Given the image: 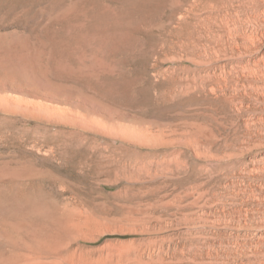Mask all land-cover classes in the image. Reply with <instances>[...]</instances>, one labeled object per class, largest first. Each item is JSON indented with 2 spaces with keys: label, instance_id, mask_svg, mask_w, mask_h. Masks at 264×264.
<instances>
[{
  "label": "rangeland",
  "instance_id": "obj_1",
  "mask_svg": "<svg viewBox=\"0 0 264 264\" xmlns=\"http://www.w3.org/2000/svg\"><path fill=\"white\" fill-rule=\"evenodd\" d=\"M0 84L4 264H264V0H0Z\"/></svg>",
  "mask_w": 264,
  "mask_h": 264
},
{
  "label": "bare ground",
  "instance_id": "obj_2",
  "mask_svg": "<svg viewBox=\"0 0 264 264\" xmlns=\"http://www.w3.org/2000/svg\"><path fill=\"white\" fill-rule=\"evenodd\" d=\"M235 26V25H234ZM236 27V26H235ZM63 71V70H62ZM1 85V84H0ZM44 95V94H43ZM50 97V96H49ZM45 100V99H44ZM17 104V103H16ZM13 105V104H12ZM27 108V107H26ZM29 109V108H28ZM103 111L102 109H98ZM105 112V111H104ZM20 174V173H19ZM22 175V174H21ZM18 176V175H17ZM12 177H13V173H12ZM10 189V188H9ZM1 190V189H0ZM6 190V188H5ZM4 192V191H3ZM15 193V192H14ZM22 193V192H21ZM2 194V192H1ZM7 194V193H5ZM25 194V193H24ZM8 195V194H7ZM14 195V194H12ZM17 195V194H16ZM6 196V195H4ZM21 196V194H20ZM24 197V196H23ZM17 198V197H14ZM37 198V197H36ZM6 200V199H5ZM8 200V199H7ZM4 201V199H3ZM13 199H11L10 202H12ZM6 202V201H5ZM4 202V203H5ZM8 203V202H7ZM5 203V204H7ZM38 203L40 202H32V201H23V200H18L15 199L14 200V206L13 207V211L14 212H38L41 213L43 212V207L40 206ZM3 204V203H2ZM11 205V204H10ZM44 205V204H43ZM8 206V204H7ZM6 207V206H5ZM4 207V208H5ZM12 208V207H11ZM48 209V208H47ZM9 210V209H8ZM49 210V209H48ZM6 211V210H5ZM47 211V210H46ZM3 212V211H2ZM4 213V212H3ZM7 214V213H6ZM11 214V213H10ZM16 214V213H15ZM18 214V213H17ZM48 214V213H47ZM3 215V214H2ZM8 215V214H7ZM23 215V214H22ZM38 215V214H37ZM36 215V216H37ZM25 216V215H24ZM30 216V215H29ZM47 216V215H46ZM49 216V215H48ZM70 216V215H69ZM11 217V216H10ZM27 217V216H26ZM35 217V216H34ZM38 217V216H37ZM68 217V215L66 216ZM1 218V217H0ZM4 218H5V214H4ZM3 218V219H4ZM2 219V218H1ZM35 219V218H34ZM33 219V220H34ZM42 219V218H41ZM46 219V218H45ZM31 220V219H30ZM91 220V219H90ZM90 220L86 219V220H80L77 218L70 217L68 219H58L55 217H50L49 218V223H45L47 224H43L46 225L45 227L49 228L53 226V229L51 231H49V233L46 234V232L44 233V235L42 236V234L40 235L41 239H37L35 240L39 251H43L45 252L44 255L43 253H40V255L38 257H36L32 262L27 263V264H138L139 261V257H132L127 254H120V256L114 257L111 254H106L103 256H100L98 258H92L89 256H85L81 253L80 251V247L77 246L75 247L74 244L75 242H78L81 238H88L89 234L91 233V230L96 228L95 224H93V222H91ZM3 221V220H2ZM11 221V220H10ZM15 221V220H13ZM40 221V220H39ZM38 221V222H39ZM6 222V221H5ZM12 222V221H11ZM29 222V221H28ZM27 219H26V223ZM42 222V221H41ZM9 221L7 222V227H9V225L11 223H9ZM17 224L15 226H20V224H18V222H16ZM31 223V222H30ZM29 223V224H30ZM44 223V222H43ZM28 224V225H29ZM38 224V223H37ZM24 225V223H23ZM22 226V225H21ZM26 226V225H24ZM23 226V227H24ZM31 226V224H30ZM95 226V227H94ZM2 228V227H1ZM22 228V227H21ZM32 228V227H31ZM5 229H7L5 227ZM9 229V228H8ZM13 229V227H12ZM29 229V228H28ZM4 230V229H2ZM20 230V229H19ZM25 230V229H24ZM39 229L37 228V231ZM43 230H45V228L43 227ZM137 230V229H136ZM5 231V230H4ZM0 231V236L2 237H8L7 235V231ZM23 231V230H22ZM42 231V230H41ZM40 231V232H41ZM48 231V230H47ZM39 232V231H38ZM33 233V232H32ZM35 233V231H34ZM10 231H9V236L10 235ZM93 234V233H92ZM95 234V233H94ZM14 235V234H13ZM39 236V234H38ZM37 236V237H38ZM91 236V234H90ZM22 237V236H21ZM21 237L19 239H21ZM39 237V238H40ZM15 238V237H14ZM26 238V237H24ZM9 239V238H8ZM91 239V238H90ZM14 240V239H13ZM15 241H19V240H15ZM20 242V241H19ZM14 244V243H13ZM16 245V244H15ZM20 245V243H19ZM1 246V245H0ZM36 247V249H37ZM34 248V247H33ZM38 251V252H39ZM37 252V251H36ZM148 252V251H147ZM154 252V251H153ZM152 252V253H153ZM36 254V253H35ZM146 254V253H145ZM154 257V256H153ZM160 258V257H159ZM154 260V259H153ZM2 258L0 257V264H4L2 262Z\"/></svg>",
  "mask_w": 264,
  "mask_h": 264
}]
</instances>
